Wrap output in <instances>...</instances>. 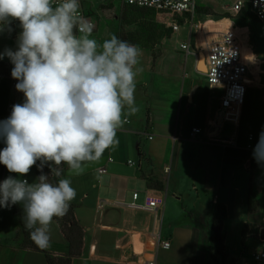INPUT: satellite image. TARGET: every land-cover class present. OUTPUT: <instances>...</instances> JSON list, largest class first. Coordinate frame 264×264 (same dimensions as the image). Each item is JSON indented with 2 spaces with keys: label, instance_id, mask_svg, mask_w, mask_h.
<instances>
[{
  "label": "crops",
  "instance_id": "0c3cea01",
  "mask_svg": "<svg viewBox=\"0 0 264 264\" xmlns=\"http://www.w3.org/2000/svg\"><path fill=\"white\" fill-rule=\"evenodd\" d=\"M15 29L13 38L19 35V24ZM180 44L178 50L184 53ZM6 48L7 41H2L0 53ZM164 48L157 50L154 62L153 56L140 49L142 72L136 78L135 92L139 111L126 117L117 132L118 144L99 161L86 163L82 174H70L65 166L61 178L70 179L76 190L71 204L84 230L82 253L73 264H145L151 260L155 264H264V259L254 258L264 250V165L257 161L252 189L259 209L248 210L251 155L264 131V110L257 121L251 102L245 122L250 130L242 134L243 124L231 135L223 133L224 127H218L216 120L214 87L201 83L191 72H178L171 63L174 54L164 53ZM192 60L194 70L203 74L199 60ZM0 61L11 63L7 57ZM12 98L11 78L0 73V121L10 116ZM251 120L257 128L251 127ZM196 126L202 132L192 138ZM249 134L255 142L251 149L247 147ZM227 137L232 142H223ZM4 146L2 142L0 149ZM101 167L106 172H100ZM150 178L162 182L163 189L150 186ZM147 193L163 196L164 205L157 211L145 207ZM218 205L228 209L223 223L224 255L210 240ZM5 224L6 217L0 216V264H49L44 253L25 246L21 220ZM245 227L248 237L243 240ZM49 234L46 250L67 255L70 246L56 218ZM158 236L169 241L170 247H162Z\"/></svg>",
  "mask_w": 264,
  "mask_h": 264
},
{
  "label": "clouds",
  "instance_id": "9594fccd",
  "mask_svg": "<svg viewBox=\"0 0 264 264\" xmlns=\"http://www.w3.org/2000/svg\"><path fill=\"white\" fill-rule=\"evenodd\" d=\"M19 21L17 48H6L11 76L24 102L0 121V164L19 174L0 181V208L22 205L23 224L40 249L50 246V225L67 214L76 190L60 178L62 165L79 175L118 144L126 117L136 115L140 49L115 34L98 42L95 24L80 12L79 0H0V34ZM264 165V131L254 150ZM39 162V163H38ZM37 166L41 175L22 177ZM51 176L60 178L50 182Z\"/></svg>",
  "mask_w": 264,
  "mask_h": 264
},
{
  "label": "built area",
  "instance_id": "2783aa9c",
  "mask_svg": "<svg viewBox=\"0 0 264 264\" xmlns=\"http://www.w3.org/2000/svg\"><path fill=\"white\" fill-rule=\"evenodd\" d=\"M79 2L81 14L94 23L96 29L97 22L94 16L83 8L82 0H79ZM125 4L150 10L152 12L151 16L161 17L162 20L159 22L171 28L174 32L180 31L182 27H187L188 39L180 44L185 58L193 56L198 61L200 53H205L206 71L203 74L206 81L211 87L219 88L222 91L219 107V112L222 114L221 127H224V124L237 126L244 114L250 85L246 80L249 61L243 53V45L234 28L229 27L220 30L218 25H211L208 28L202 27L210 16L206 15L204 20L198 19L197 8L199 4L197 0H125ZM245 5L251 8L259 22L264 23V0H234L228 9L236 14ZM193 33L196 34L195 43H192V38H195ZM11 66L12 71L14 65ZM9 76L13 89V98L9 105L12 112L13 106L22 104L25 97L22 92L16 89L18 81L11 76V72ZM200 132H202V128L196 126L192 128L190 135L194 138ZM248 139L247 147L251 149L253 147L251 143L253 135L249 134ZM223 142H232V138H224ZM109 160L112 161V158H109ZM129 164L133 165L134 162L129 160ZM100 172H106V167H101ZM133 196L134 199H137L139 193L135 191ZM164 203L165 198L163 196L146 194L145 207L157 211ZM158 239L162 247H170L169 241L160 240V236H158ZM254 258L257 261L263 260L264 250L254 254ZM145 264H155V261H147Z\"/></svg>",
  "mask_w": 264,
  "mask_h": 264
},
{
  "label": "rangeland",
  "instance_id": "374dc122",
  "mask_svg": "<svg viewBox=\"0 0 264 264\" xmlns=\"http://www.w3.org/2000/svg\"><path fill=\"white\" fill-rule=\"evenodd\" d=\"M233 1L234 0H197L199 5L207 6L210 9L209 10L210 14H198L197 17L198 19L204 20L206 18V15L210 16L202 27L208 28L211 25H218L220 30H225L229 27L234 28L237 36L239 37L243 45V50H244L243 52L245 56L248 58L249 61H251V64L253 65L252 68H254V70L256 71L255 76L248 74L249 79L253 83L250 84L251 87L249 88L248 96H250L251 98L250 100L252 102L251 103L252 106L250 107V109L251 111L256 113L257 121H260L262 115L260 110L262 111L264 110V23L257 22L256 24L252 25L249 22L248 23L240 22L236 20L235 17L232 18L224 17L227 13H230L231 15L234 14L228 9V7L233 4ZM82 6L85 10L89 11L91 15L94 16L97 22V28L94 30L92 38L96 39L98 42H103L105 39H109L111 34H115L119 38L121 31L125 29L134 30L137 27V24H125L121 19L125 7V0H82ZM149 19H152L157 22L162 20L161 17H157L156 15L149 16ZM21 31L22 29L19 27V33ZM193 34L195 38H192V43H195L194 39H196V34L195 33ZM187 35H188L187 27H182L180 31H175L171 35L165 36L163 39L156 42L152 47L141 46L138 48L139 49L144 48L145 49V51L143 50L144 53L153 56V62H154V58L157 57V50H161L163 47H165L164 53L166 52V53L174 54V56L171 59V63L175 65V68L178 70V72L181 73L191 72L195 79L208 86L205 75L196 72L194 70V66L192 64L193 56L189 58H185V56L183 55L184 53L178 50L179 47L178 44L180 42L186 41L188 39ZM17 38L18 36L16 38H11L6 34H2L0 39V44H2V41L3 43L7 41L8 48L14 50L15 48H17ZM253 58L255 59L254 61H252ZM185 59L188 62L185 63ZM153 62H150V64H153ZM170 79L172 78L170 77ZM170 85H174V83H170ZM148 88L149 87H147L146 89ZM211 92L214 99H216L213 100L216 107L215 110L216 112H219L220 102L218 99L222 95V91L219 88H213ZM248 106L249 104L246 103L241 122L237 126L224 124L225 130L223 131V133H228V135H231V133H234L235 131L236 132L239 131V129L243 126V124L246 125V127L244 126L243 129H240V131H242V134L250 130L248 123H245L249 119V109L247 110ZM250 124L252 125V120ZM251 127L257 128L258 124H254ZM202 135H205V131L203 132ZM214 138L216 139V137ZM251 143L255 144V142L253 141ZM1 145L2 142H0V146ZM65 166L67 165H62L61 169L63 168L65 169ZM49 171L50 168L45 166L43 170L44 174L48 175L47 173H49ZM9 176H12L14 178H20L19 174L10 173L7 170L6 166H4L2 181ZM22 178L23 179L26 178L30 184L36 182L38 178L37 166H33L29 174H27ZM144 192L145 190L140 191L141 195H143ZM215 215H216V211H215ZM0 216L6 217L7 224H5V227L9 226L11 220L13 219L14 221H18L20 223V216L15 213L12 207L10 209L0 208Z\"/></svg>",
  "mask_w": 264,
  "mask_h": 264
},
{
  "label": "trees",
  "instance_id": "16d2710c",
  "mask_svg": "<svg viewBox=\"0 0 264 264\" xmlns=\"http://www.w3.org/2000/svg\"><path fill=\"white\" fill-rule=\"evenodd\" d=\"M209 7L204 5H199L197 8L198 14H210ZM152 15V12L146 8H140L132 5L125 4L121 19L125 24H137V27L134 30H123L120 32L119 38L129 42L130 44L136 45L137 47L141 46H153L156 42L160 41L167 35H171L174 31L166 27L164 24L149 19V16ZM224 17L232 18L235 17L236 20L245 23H251L252 25L259 22L256 19L255 14L251 10L248 5H245L239 12L231 15L227 13ZM19 24V21H14L11 25V31L5 30L4 33L9 35L10 37H14L16 35V25ZM11 63L0 61V73L2 74H10L11 72ZM250 96L246 97V103L250 104ZM245 103V106H246ZM249 107V106H248ZM11 115V113H10ZM10 117V116H9ZM3 149V148H2ZM256 169V159L252 153L251 155V177H250V189L248 193V210L250 212H256L259 209V203L257 200V195L253 192L252 189V181L253 174ZM4 165L0 164V181H2ZM50 177V182H56L57 179H60L64 174V168L62 169V176L60 178H56L51 176V171L47 173ZM38 175L41 173L38 170ZM148 184L150 186H154L155 188L163 189V183L154 180L153 178L147 179ZM15 213L20 216L21 220V230L24 235V244L34 250L42 252L45 254L47 261L49 264H73V259L77 258L82 253L83 248V237L84 230L80 223L78 222L75 215V206L73 204L70 205L69 211L63 217L56 218L62 225V231L67 239L70 250L67 255H54L49 253L46 249L38 248L33 241L30 239L29 231L25 229L22 217L24 215L23 208L17 204L12 206ZM228 217V209L225 205H218L216 207V215L212 222V236L211 243L217 249V252L221 255H224L225 248V236L223 234V223ZM248 227H245L243 231V240L248 237ZM212 253V251H211ZM213 256V253H212Z\"/></svg>",
  "mask_w": 264,
  "mask_h": 264
},
{
  "label": "water",
  "instance_id": "95a60500",
  "mask_svg": "<svg viewBox=\"0 0 264 264\" xmlns=\"http://www.w3.org/2000/svg\"><path fill=\"white\" fill-rule=\"evenodd\" d=\"M204 53L203 52H201L200 53V55H199V58H198V60H199V62H198V68L200 69V71L202 72V73H204L205 71H202L203 69H204V66H205V68H206V64H205V58H204V56H205V54L203 55ZM221 124H222V114L220 113L219 115H218V117H217V125H218V127H220L221 126Z\"/></svg>",
  "mask_w": 264,
  "mask_h": 264
},
{
  "label": "bare ground",
  "instance_id": "6f19581e",
  "mask_svg": "<svg viewBox=\"0 0 264 264\" xmlns=\"http://www.w3.org/2000/svg\"><path fill=\"white\" fill-rule=\"evenodd\" d=\"M204 53V52H203ZM244 53V52H243ZM205 54V53H204ZM203 54V55H204ZM245 55V54H244ZM204 58H205V56H204ZM249 61V60H248ZM252 64H251V61H249V71H248V73H247V75H246V80H247V82L249 83V85H250V82H251V80L249 79V76H248V74H251L252 76H255V74H256V71L254 70V68H252ZM206 70V68H205V66H204V69L202 70V71H205Z\"/></svg>",
  "mask_w": 264,
  "mask_h": 264
}]
</instances>
